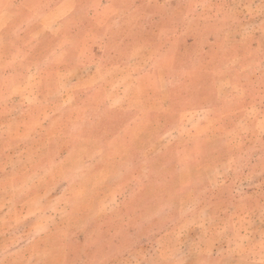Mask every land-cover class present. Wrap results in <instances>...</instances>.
Listing matches in <instances>:
<instances>
[{
	"label": "rangeland",
	"instance_id": "374dc122",
	"mask_svg": "<svg viewBox=\"0 0 264 264\" xmlns=\"http://www.w3.org/2000/svg\"><path fill=\"white\" fill-rule=\"evenodd\" d=\"M0 264H264V0H0Z\"/></svg>",
	"mask_w": 264,
	"mask_h": 264
},
{
	"label": "crops",
	"instance_id": "0c3cea01",
	"mask_svg": "<svg viewBox=\"0 0 264 264\" xmlns=\"http://www.w3.org/2000/svg\"><path fill=\"white\" fill-rule=\"evenodd\" d=\"M242 74V73H241ZM240 76V75H239ZM229 78L232 80L233 78H235V76H229ZM258 104V103H256ZM246 109H250V106L244 107ZM210 136H212V134H201V133H196V158L198 157L197 151H198V147L197 144L200 142H206L210 139ZM206 146V145H205ZM204 148V147H202ZM223 152L222 148H209L207 150L204 151V153L202 154V160L201 163L196 167V186L199 185H205V182H207L206 186L210 187V188H214L215 184L212 181L211 178V174H216L218 168L216 166L215 160L216 157L218 155H220ZM221 171H223V174H230L231 170L225 165L224 168H220ZM227 175H224V177ZM227 182V179L224 181V184ZM197 194H199L198 192H196V196ZM211 239L214 240V237L212 236H208L207 240L203 241L202 244L198 245L197 248L199 249V252H202L203 254L208 253V254H212L214 253L215 250V245L213 244V242L211 243ZM206 244L208 249L206 250ZM210 244V245H209ZM202 245V246H201ZM198 258L200 259L201 257L198 256Z\"/></svg>",
	"mask_w": 264,
	"mask_h": 264
}]
</instances>
